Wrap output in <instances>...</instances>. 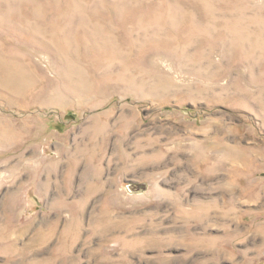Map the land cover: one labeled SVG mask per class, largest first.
<instances>
[{
    "label": "rangeland",
    "instance_id": "rangeland-1",
    "mask_svg": "<svg viewBox=\"0 0 264 264\" xmlns=\"http://www.w3.org/2000/svg\"><path fill=\"white\" fill-rule=\"evenodd\" d=\"M0 264H264V0H0Z\"/></svg>",
    "mask_w": 264,
    "mask_h": 264
},
{
    "label": "water",
    "instance_id": "water-1",
    "mask_svg": "<svg viewBox=\"0 0 264 264\" xmlns=\"http://www.w3.org/2000/svg\"><path fill=\"white\" fill-rule=\"evenodd\" d=\"M130 188V190H132V191H142V190H144V188H145V186H144V184H139V185H136V186H134V187H129Z\"/></svg>",
    "mask_w": 264,
    "mask_h": 264
}]
</instances>
